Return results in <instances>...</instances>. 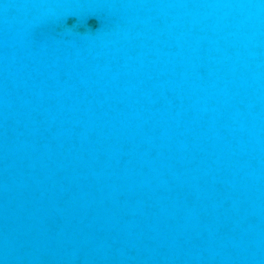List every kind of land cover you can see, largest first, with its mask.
Segmentation results:
<instances>
[{
	"label": "water",
	"instance_id": "95a60500",
	"mask_svg": "<svg viewBox=\"0 0 264 264\" xmlns=\"http://www.w3.org/2000/svg\"><path fill=\"white\" fill-rule=\"evenodd\" d=\"M0 264H264V0H0Z\"/></svg>",
	"mask_w": 264,
	"mask_h": 264
}]
</instances>
